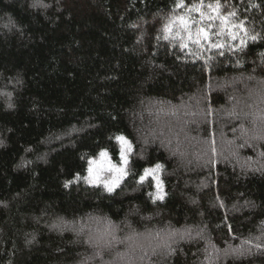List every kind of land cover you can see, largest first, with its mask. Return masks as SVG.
Masks as SVG:
<instances>
[{"label":"trees","instance_id":"16d2710c","mask_svg":"<svg viewBox=\"0 0 264 264\" xmlns=\"http://www.w3.org/2000/svg\"><path fill=\"white\" fill-rule=\"evenodd\" d=\"M221 3L247 44L200 59L175 0H0V264H264V0ZM117 135L120 186L65 187Z\"/></svg>","mask_w":264,"mask_h":264},{"label":"snow or ice","instance_id":"6c2138e0","mask_svg":"<svg viewBox=\"0 0 264 264\" xmlns=\"http://www.w3.org/2000/svg\"><path fill=\"white\" fill-rule=\"evenodd\" d=\"M33 6H36V4ZM253 6L258 7L259 5ZM227 7L229 5L222 4L221 0H192L191 3H186V0H175L172 14L163 23L162 38L177 41L181 49L187 50L190 55L200 59L204 58V52H209L212 49L219 51L229 47L230 51L234 50L223 40L224 37H228L232 41L239 40L235 48L241 49L247 44L241 33L247 36L248 29L243 19L236 22L237 10L232 8V10L225 11ZM258 38V34L249 37L252 41ZM192 46H195L196 51L192 50ZM219 55H224L223 51H219ZM254 122L264 125V112L256 116ZM115 139L120 145V164L111 161L107 150H101L99 160L93 158L89 161L88 175L80 177L79 174H76L74 179L66 181L65 187H69L83 179L88 184L103 185L108 192H114L130 174V155L133 152L132 142L126 136L117 135ZM211 144V151L215 153V141L212 140ZM162 169L163 165L156 163L151 167H145L143 172L138 175L140 184L145 183L149 178L155 182V193H149V195L154 196V200L162 201L166 196L163 181L160 178ZM108 227L110 229L111 225L109 224ZM108 243H111V241H108ZM256 247L261 248L264 246L257 244Z\"/></svg>","mask_w":264,"mask_h":264},{"label":"rangeland","instance_id":"374dc122","mask_svg":"<svg viewBox=\"0 0 264 264\" xmlns=\"http://www.w3.org/2000/svg\"><path fill=\"white\" fill-rule=\"evenodd\" d=\"M109 158L111 159V157H110V155H109ZM97 160H99V158H97ZM111 161H112V159H111ZM113 162V161H112ZM87 175H88V173H87ZM96 186V185H95ZM103 186V185H102ZM104 187V186H103Z\"/></svg>","mask_w":264,"mask_h":264}]
</instances>
